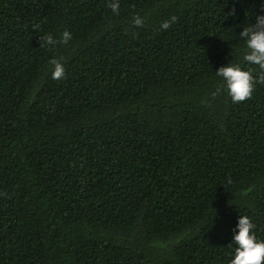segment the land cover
Segmentation results:
<instances>
[{"label": "trees", "instance_id": "16d2710c", "mask_svg": "<svg viewBox=\"0 0 264 264\" xmlns=\"http://www.w3.org/2000/svg\"><path fill=\"white\" fill-rule=\"evenodd\" d=\"M109 2L0 0V264H229L239 216L264 240V83L216 69L264 71L260 0Z\"/></svg>", "mask_w": 264, "mask_h": 264}, {"label": "clouds", "instance_id": "9594fccd", "mask_svg": "<svg viewBox=\"0 0 264 264\" xmlns=\"http://www.w3.org/2000/svg\"><path fill=\"white\" fill-rule=\"evenodd\" d=\"M108 7L114 14L119 13V0H110ZM260 8L264 9V0H260ZM177 17L171 16L160 24V30L169 29L175 23ZM134 23L142 26L144 20L137 14L134 17ZM34 29L39 26L34 25ZM239 36L244 39L247 51L243 60L249 64L258 65L264 70V12L256 14L255 23L249 27L243 28ZM72 38V34L65 30L62 33L61 43L66 44ZM56 43L51 35L42 39L43 46ZM52 66V78L60 79L65 76V67L60 60L53 59L50 61ZM216 75L222 78L228 95L234 103L245 101L250 98L255 84L264 83V71L259 76H254L252 72L245 70L240 64L228 63L216 69ZM220 91V89H217ZM255 224L247 215L238 217L230 245H234V252L229 264H264V240L258 239Z\"/></svg>", "mask_w": 264, "mask_h": 264}]
</instances>
